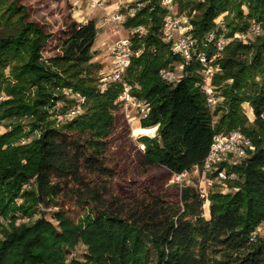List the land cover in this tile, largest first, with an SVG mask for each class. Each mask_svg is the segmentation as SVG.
I'll list each match as a JSON object with an SVG mask.
<instances>
[{"label":"trees","instance_id":"16d2710c","mask_svg":"<svg viewBox=\"0 0 264 264\" xmlns=\"http://www.w3.org/2000/svg\"><path fill=\"white\" fill-rule=\"evenodd\" d=\"M162 1L144 0L126 18L125 29L145 33L131 37L134 55L121 82L101 93L99 66L91 62L94 21L70 20L50 34L28 20L21 0H0V125L7 129L0 134V264H264V237L251 240L264 230V0H173L208 58L218 52L209 34L230 39L213 63L211 85L222 99L214 110L201 90L205 67L195 57L185 62L162 40L169 13ZM223 15L225 29L216 22ZM253 25L261 27L253 41L234 38ZM50 41L55 53L46 58ZM174 64L182 77L167 84L160 72ZM126 87L147 107L140 127L156 128L154 138H139L145 173L160 168L173 177L202 168L214 138L238 130L254 149L227 167L236 178L224 183L235 192H210L205 200L187 186L174 198L121 182L113 151ZM77 96L84 98L81 114L58 122ZM41 204L58 209L57 227L44 218L18 223ZM79 244L87 248L83 260L68 261L67 249Z\"/></svg>","mask_w":264,"mask_h":264},{"label":"rangeland","instance_id":"374dc122","mask_svg":"<svg viewBox=\"0 0 264 264\" xmlns=\"http://www.w3.org/2000/svg\"><path fill=\"white\" fill-rule=\"evenodd\" d=\"M144 0H123L121 4L120 0H21V4L27 8L28 20L36 22L41 26H44L47 33L58 34L62 30L63 25L70 20H74L78 23H87L94 21L99 30L95 44L92 48L93 55L92 63L98 65V69H94V74L100 80L107 76L114 64V57L112 55L115 44L123 39H130L132 37V30L124 28L123 24L106 22L105 19L110 20L114 11L120 10L126 17H131L128 14V10L138 3H143ZM173 16H180L183 18L184 24L188 27L187 18L179 13L178 5L175 1L172 2L169 9ZM245 13H247L246 9ZM221 16L216 22L219 26L224 25V17ZM191 28V27H190ZM145 31L143 32V34ZM261 33V27L252 26L246 35L236 34L234 38H238L243 42H251L256 36ZM141 34V35H143ZM227 43L230 39H226ZM51 43L46 48L44 56L49 58L54 55L55 43ZM174 69L178 76L182 77V70L180 64H174ZM70 98H72L70 96ZM81 98L77 96V99ZM222 101V99L220 100ZM146 105L143 102L132 103L129 100L124 99L122 96L119 100L116 110V128L115 133V146L113 151V160L115 162L116 170L120 175L121 182H138L144 184L146 187L153 189L155 192H164L170 194L174 198L179 196L183 187L195 188L205 200L210 192L221 191L222 193H234L235 190L227 188L228 185L217 181L212 182V178L206 176L201 168H194L192 171L184 174V177L177 179L176 176L170 177L164 170L160 168H151L147 173L142 169V152L144 150L143 145L139 142V138L143 137L134 136L133 130L140 127V120L143 118ZM243 109L246 113V117L249 122H253L254 116L252 109L248 104L243 105ZM214 110V109H213ZM82 112V110H81ZM218 116L215 117V121L218 120ZM7 131L5 125H0V134H4ZM37 136V135H35ZM154 138L152 136H147ZM31 140L25 139L21 143H27ZM25 186V189H28ZM66 204V203H65ZM66 209L70 210L73 216H78L80 209L72 207L71 203L66 204ZM57 208L46 207L44 204L36 207L34 214L29 219H21L18 223L26 222L33 223L39 218L51 222L57 227V223L54 221V214L57 212ZM202 216L209 220V202L205 201L202 208ZM1 223L4 222L1 220ZM259 235L264 237V230L262 227L258 228L254 233V236ZM67 260H83V256L87 252V248L79 244L74 249H67Z\"/></svg>","mask_w":264,"mask_h":264},{"label":"built area","instance_id":"2783aa9c","mask_svg":"<svg viewBox=\"0 0 264 264\" xmlns=\"http://www.w3.org/2000/svg\"><path fill=\"white\" fill-rule=\"evenodd\" d=\"M120 1L122 4L123 0ZM172 2L173 0H164L162 1V6L170 11L169 9ZM144 5V3L136 4L128 10V14L133 16L134 13L144 7ZM126 18L127 17L123 15L120 10H116L113 12V16L110 20L105 19L104 21L105 23L111 21L113 23L124 24ZM253 26H257L258 29H260L259 25ZM190 29V27L184 24L182 17L173 16L169 12L164 19L162 40L164 43L169 44L171 51L174 54L179 55L185 62H189L193 57H195L205 67L203 71L204 81L201 85V90L206 95L209 107L213 110L221 100V98L216 93L215 88L211 85L212 76L218 70L216 67H214L213 63L227 45V41L223 36H219L217 38L214 33L209 34L207 37V42L214 43L218 52L213 57L208 58L203 52L197 49V43L191 37ZM144 31V28L138 27L132 30L131 33L132 36L134 34L141 35ZM112 55L114 57L113 68L107 76L100 80L99 83L101 93L104 92L108 85L121 82L122 76L129 66L132 56L134 55L131 38L118 41L113 48ZM160 77L167 84L173 85L178 83L181 78L177 75L175 69L170 68L161 70ZM129 90L130 88L126 87L123 97L124 99L135 103L136 100L130 97ZM78 102V105L74 109L70 110L66 115L58 116L57 121L61 122L66 119H72L78 114H81V104L84 102V98H79ZM143 112H145L144 114L147 113V107H145ZM253 149L254 148L250 139L245 137L238 130L233 131L228 135L216 136L211 145L209 155L204 161L201 169L204 171L206 176L212 178V182L214 180L222 184L226 181L234 180L236 178L235 174L229 172L227 167H231L241 162L248 156L249 152L253 151ZM222 164H226V166L222 168ZM184 174L176 176L177 179L184 177ZM254 237L255 236H253L251 240H254Z\"/></svg>","mask_w":264,"mask_h":264},{"label":"bare ground","instance_id":"6f19581e","mask_svg":"<svg viewBox=\"0 0 264 264\" xmlns=\"http://www.w3.org/2000/svg\"><path fill=\"white\" fill-rule=\"evenodd\" d=\"M156 132V128H151V129H142V128H136L133 130V135L134 136H152Z\"/></svg>","mask_w":264,"mask_h":264},{"label":"water","instance_id":"95a60500","mask_svg":"<svg viewBox=\"0 0 264 264\" xmlns=\"http://www.w3.org/2000/svg\"><path fill=\"white\" fill-rule=\"evenodd\" d=\"M95 54V52H93V55Z\"/></svg>","mask_w":264,"mask_h":264}]
</instances>
